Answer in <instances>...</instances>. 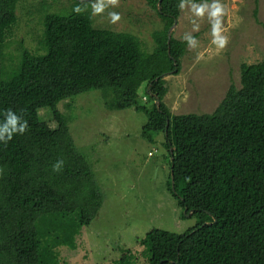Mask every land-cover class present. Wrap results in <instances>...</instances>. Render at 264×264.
<instances>
[{
  "label": "trees",
  "instance_id": "1",
  "mask_svg": "<svg viewBox=\"0 0 264 264\" xmlns=\"http://www.w3.org/2000/svg\"><path fill=\"white\" fill-rule=\"evenodd\" d=\"M19 1L26 0H0V50ZM55 2L36 7V50L20 42L15 66L0 69V264H69L60 247L75 249L81 227L97 216L102 191L58 108L91 90L107 109L144 113L147 140L163 135L167 190L182 217L195 218L182 233L150 229L136 239L141 249L121 248L105 264H137L139 256L144 264H264V60L242 63L240 87L231 83L212 112L174 114L164 76L180 71L194 37L178 39L173 30L168 37L181 0H160V9L146 0L163 21L152 51L132 33L95 27L93 0L51 10ZM9 110L27 122L11 140L3 131Z\"/></svg>",
  "mask_w": 264,
  "mask_h": 264
},
{
  "label": "rangeland",
  "instance_id": "2",
  "mask_svg": "<svg viewBox=\"0 0 264 264\" xmlns=\"http://www.w3.org/2000/svg\"><path fill=\"white\" fill-rule=\"evenodd\" d=\"M39 0L19 1L17 20L0 50V69L17 63L19 43L35 51L42 33ZM70 0H56L51 10L68 7ZM218 3L223 49L213 41L212 27L217 18L211 13ZM95 7L103 11L95 12ZM204 7L203 16L196 10ZM93 25L138 37L142 48L152 51V32L163 27L155 9L146 0H93ZM118 13L113 23L109 13ZM264 0H202L183 2L173 27L178 39L194 37L186 46L177 74L164 76V101L174 114L210 113L220 103L228 86L240 87V65L264 60ZM69 116V131L76 148L92 164L102 194L97 216L81 227L77 246L60 247V256L69 264H105L120 257V249L136 251V239L152 228L182 233L195 218L182 217L183 211L167 190L169 155L161 133L149 141L141 134L146 121L133 108L107 109L99 90L80 93L58 103ZM44 110L41 108L40 111ZM141 247L138 248V250ZM139 256L137 264H144Z\"/></svg>",
  "mask_w": 264,
  "mask_h": 264
},
{
  "label": "clouds",
  "instance_id": "3",
  "mask_svg": "<svg viewBox=\"0 0 264 264\" xmlns=\"http://www.w3.org/2000/svg\"><path fill=\"white\" fill-rule=\"evenodd\" d=\"M113 4L117 3V0H111ZM183 3V0H181ZM214 11L211 13L213 17L217 18V22L212 27V35L213 41L212 43L216 44L218 48L223 49L227 44V38L222 36L221 33V24L219 17L223 14V9L218 3L213 4ZM75 12L79 13V8L76 7L74 9ZM102 7H95V12L100 13L102 12ZM197 15L203 16L205 12V8L201 7L196 10ZM111 17V21L115 23L120 19V15L118 13H109ZM27 128V122H21L20 118L15 115V113L11 112L10 110L6 114V125L3 131H7L9 133V140L12 139L14 134H23ZM63 161H58L56 165L53 166L54 171H58L61 169Z\"/></svg>",
  "mask_w": 264,
  "mask_h": 264
},
{
  "label": "water",
  "instance_id": "4",
  "mask_svg": "<svg viewBox=\"0 0 264 264\" xmlns=\"http://www.w3.org/2000/svg\"><path fill=\"white\" fill-rule=\"evenodd\" d=\"M156 6H157V9H160V0H158ZM175 24H176V19L173 21L172 25H171V26L169 27V29H168V37L170 36V31L173 29V27H174ZM173 71H176V69H174ZM156 103H157V104L159 103L158 100H156ZM172 183H173V182H172ZM185 210H186V209H184V213H185Z\"/></svg>",
  "mask_w": 264,
  "mask_h": 264
}]
</instances>
